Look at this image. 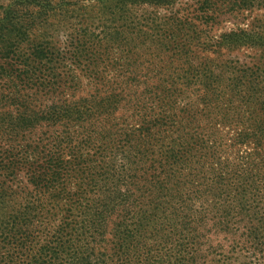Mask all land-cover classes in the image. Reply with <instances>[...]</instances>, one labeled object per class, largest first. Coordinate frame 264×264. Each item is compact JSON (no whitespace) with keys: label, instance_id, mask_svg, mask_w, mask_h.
<instances>
[{"label":"trees","instance_id":"16d2710c","mask_svg":"<svg viewBox=\"0 0 264 264\" xmlns=\"http://www.w3.org/2000/svg\"><path fill=\"white\" fill-rule=\"evenodd\" d=\"M20 3L48 11L41 0L0 5V264H93L92 243L82 255L75 248L94 226L111 264L224 263L213 259L216 235L263 264L264 91L254 92L252 73L229 61L227 76L212 75L225 91L179 103L183 67L141 75L130 60L136 67L109 72L108 51H97L89 83L74 70L43 81L35 67L61 53L43 42L19 53L28 30ZM233 35L228 46L240 41Z\"/></svg>","mask_w":264,"mask_h":264},{"label":"rangeland","instance_id":"374dc122","mask_svg":"<svg viewBox=\"0 0 264 264\" xmlns=\"http://www.w3.org/2000/svg\"><path fill=\"white\" fill-rule=\"evenodd\" d=\"M41 1L47 6L46 13V8L27 9L20 3V14L28 30L25 40L19 45V53L24 55L32 43L36 45L41 42L61 53L60 60L53 64L45 62L35 67L36 76L42 80L48 79L49 71L59 75L70 74V70H74L77 81L87 84L91 74L87 60H95L97 51H108L104 64L109 72H118V68L132 69L136 64L141 75L164 69L175 71L176 67H183L176 73L187 79L180 82H186L189 88L186 92L180 87L182 95L176 98L179 103L189 100L198 102L208 90L225 91L226 85L213 83L212 79L213 76L228 75L222 70L229 61L232 62L229 65L238 70L252 73L250 77L254 82V92L264 91V0H210L207 3L205 0H170L163 5H126L121 11L117 8L118 0ZM12 2L0 0V5L7 6ZM230 3L240 7V10L237 13L228 12ZM200 9L206 13L202 14ZM86 34L93 35L94 39L85 37ZM225 34H235L232 37L240 41L228 46L223 40ZM246 36H250L249 42L244 38ZM107 37L110 41H107ZM82 46L88 51L87 56L77 60V52ZM172 58L181 62L173 65L169 63ZM130 60L136 61V64L128 65ZM214 64H220L219 69ZM206 75L209 79H206ZM242 80H245L246 86L243 91L247 93L250 84L248 79ZM258 98L255 94L254 99ZM81 208L73 216L76 221L84 220ZM130 215V219H133L135 214ZM136 218L135 215L134 222ZM140 218L136 223L140 222ZM132 225V228H136L135 224ZM100 227H92L75 249L78 255H82L89 251L92 243L90 254L93 264H111V247L100 249L97 242L101 237L93 240L95 233L101 232ZM213 239L217 245L214 246L217 254L213 259L224 262L216 264H252L253 259H245L248 254L242 255L230 246L224 235L213 236Z\"/></svg>","mask_w":264,"mask_h":264}]
</instances>
